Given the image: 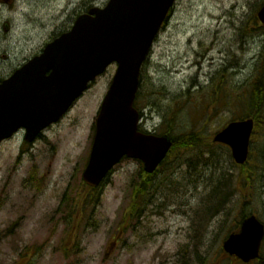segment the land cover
<instances>
[{
	"label": "rangeland",
	"instance_id": "374dc122",
	"mask_svg": "<svg viewBox=\"0 0 264 264\" xmlns=\"http://www.w3.org/2000/svg\"><path fill=\"white\" fill-rule=\"evenodd\" d=\"M107 1L0 0V77L78 13ZM263 1H175L142 68L139 125L158 134L197 131L210 145L174 147L149 180L139 160L125 157L95 192L82 181L115 63L33 143L21 132L0 143V264H245L221 244L243 212L264 223V128L250 142L245 170L255 174L228 186L227 202L209 212L214 185L239 170L229 148L212 138L242 112L241 102L223 104L222 87L241 94L264 78V28L254 24ZM215 76L219 90L211 93ZM141 179L149 197L133 209ZM80 197L86 207L74 228L70 210Z\"/></svg>",
	"mask_w": 264,
	"mask_h": 264
},
{
	"label": "water",
	"instance_id": "95a60500",
	"mask_svg": "<svg viewBox=\"0 0 264 264\" xmlns=\"http://www.w3.org/2000/svg\"><path fill=\"white\" fill-rule=\"evenodd\" d=\"M174 1L109 0L103 8L94 6L80 14L68 31L0 83V142L20 127L25 129L24 140L33 141L71 107L90 81L115 62L82 179L98 186L123 156L139 159L144 170L152 173L172 142L168 135L138 130L140 114L134 100L142 63ZM257 17L264 25V3ZM253 127L252 118L230 121L215 133L213 141L227 145L234 161L243 164ZM263 237L264 224L249 214L239 230L222 241V249L248 263L259 257Z\"/></svg>",
	"mask_w": 264,
	"mask_h": 264
},
{
	"label": "trees",
	"instance_id": "16d2710c",
	"mask_svg": "<svg viewBox=\"0 0 264 264\" xmlns=\"http://www.w3.org/2000/svg\"><path fill=\"white\" fill-rule=\"evenodd\" d=\"M254 24L264 28L257 21L256 17H254ZM140 79H141V77H140ZM216 80H217V76L214 77L213 84H211V85L206 87V88L213 89L211 91V93L214 90H216V89L219 90V84H215L214 85V82ZM222 89H223V91L221 90L220 93L223 95V102H224L223 104L225 106L229 105L232 102H234V103L235 102H241L240 108L242 109V112L240 113L239 116H236V118L232 117L231 119H240V118H246V117L253 118V120H254V129H253V133H252V137H251V139H252L254 137V133L259 129L260 126L263 125V128H264V78H261L260 81L255 82L254 84H249L247 87H245L243 90H241V94L233 91V93L235 94L234 95L231 92L230 87L224 86V87H222ZM139 93H140V91H139ZM139 93L137 94V98L139 96ZM208 105H209V103H206L204 105L205 108ZM221 106H223V105H221ZM200 116L204 117V115L201 114V113H200ZM152 133L158 134L154 130L152 131ZM161 134L168 135L170 137L171 141H172V145H171V148H170V150L168 152V155L171 152V150L174 147H176V146H181V147L190 149V148H194V147L210 145V144H206L204 142V140H203L204 136L202 134L198 133L197 131H191V132H186V133H182V134L176 135L174 132H172V130H167L166 129V131L164 133H161ZM251 147H252V145L250 146V148ZM227 149H228V147H227ZM164 161H165V159H164ZM247 161L251 162L249 156H248V158H247V160H246V162L244 164L236 165L239 168V170L236 173V175L228 174L227 179L225 180V182H222L220 180V182L218 184L214 185V187H213V189L211 191V199L213 200L214 204L211 207L208 208L209 212H214V211L219 210L227 202L228 198L230 197V193H226L225 189L228 186H232V185L237 186L238 184L242 183L243 177L249 179L248 178L249 174L251 176H252V174H255V170L253 172H252L251 169L248 170V171L245 170L246 167L249 168L247 166L248 165ZM257 166H258V164H254V166L252 168L255 169V167L257 168ZM155 173L147 174L146 175V179L149 180ZM145 184L146 183L143 182L142 179H141L139 181V183L137 184L138 186L135 187V189L133 190V193H132L133 194L132 195V204H131L133 209H136L140 205L141 201L146 196L149 197V194H148L149 193L148 192L149 188L148 189L147 188L144 189V187H143ZM132 185H134V182L132 183ZM145 186H147V185H145ZM88 190L92 192V191H94L96 189H90V187H88ZM85 193H86V190H85ZM96 197H97V200H98V192L96 194ZM85 199H86V202L88 203L89 201L87 200V196L86 195H85ZM85 207H86L85 200L82 197H80L79 200L75 202V205H73V207L71 208L70 212L74 213V215H75L74 216V221H73V227L74 228H77L78 223H79V217L81 218L83 216L82 212L85 211ZM250 212H253V211H250ZM247 214L244 213V212L241 213L240 219L245 217ZM239 222L236 223V225L233 227L234 229L232 231H230V232L238 230ZM70 237H72V234H71Z\"/></svg>",
	"mask_w": 264,
	"mask_h": 264
},
{
	"label": "flooded vegetation",
	"instance_id": "af4514ba",
	"mask_svg": "<svg viewBox=\"0 0 264 264\" xmlns=\"http://www.w3.org/2000/svg\"><path fill=\"white\" fill-rule=\"evenodd\" d=\"M8 76V75H7Z\"/></svg>",
	"mask_w": 264,
	"mask_h": 264
}]
</instances>
